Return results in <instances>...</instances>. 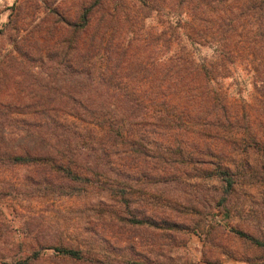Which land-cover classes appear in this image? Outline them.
Instances as JSON below:
<instances>
[{
	"label": "rangeland",
	"instance_id": "rangeland-1",
	"mask_svg": "<svg viewBox=\"0 0 264 264\" xmlns=\"http://www.w3.org/2000/svg\"><path fill=\"white\" fill-rule=\"evenodd\" d=\"M243 1L0 0V264H264V248L230 230L264 241L262 180H243L230 193V202L242 208L232 209L226 224L216 183L196 174L154 172L125 202L108 190H72L48 167L9 158L46 149L49 134L41 125L69 111L63 105L68 90L119 107L117 92L103 93L97 74L115 65L140 69L124 78L143 87L149 84L141 81L142 70L160 79L185 56L194 66L227 67L224 88L238 105L239 97L248 102L252 118H261L260 42L257 24L240 9ZM84 65L87 75L79 72ZM184 138L222 146L192 132ZM84 152L77 151L79 159ZM150 211L177 226L156 229L124 219ZM59 245L81 248L88 259L59 256Z\"/></svg>",
	"mask_w": 264,
	"mask_h": 264
},
{
	"label": "trees",
	"instance_id": "trees-1",
	"mask_svg": "<svg viewBox=\"0 0 264 264\" xmlns=\"http://www.w3.org/2000/svg\"><path fill=\"white\" fill-rule=\"evenodd\" d=\"M240 9L246 20L257 24L260 45L255 54L262 64L258 78L260 101L264 102V0H245ZM189 58L185 56L182 64L163 69L160 79L153 76L154 71L142 70L145 76L141 75V81L146 77L147 87L142 86L145 82L132 86L125 81L124 75L132 77L140 69L124 71L120 65L101 69L97 74L103 93L117 92L119 107L110 106L105 98H79L68 90L63 105L69 111L61 116L56 112L41 125L49 134L46 149L9 158L48 167L68 181L72 190H108L125 202L134 185L154 172L164 178L177 172L186 177L196 174L216 183L218 210L229 224L232 209L242 208L230 202V193L243 180L264 181V115L252 118L248 102L239 97L238 105L237 98L227 92L223 83L227 67H198ZM90 71L85 65L79 69L84 75ZM189 132L220 141L222 146L214 148L205 141L190 144L184 138ZM57 138L59 146L53 144ZM80 149L85 152L79 159ZM142 216L124 219L156 229H172L178 224L152 211ZM230 230L264 248V241L258 237L234 227ZM54 250L59 256L88 259V253L78 247L59 245Z\"/></svg>",
	"mask_w": 264,
	"mask_h": 264
}]
</instances>
